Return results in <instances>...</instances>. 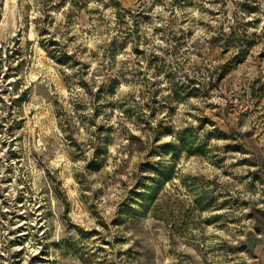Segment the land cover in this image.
<instances>
[{"label": "rangeland", "instance_id": "1", "mask_svg": "<svg viewBox=\"0 0 264 264\" xmlns=\"http://www.w3.org/2000/svg\"><path fill=\"white\" fill-rule=\"evenodd\" d=\"M264 0H0V264H264Z\"/></svg>", "mask_w": 264, "mask_h": 264}, {"label": "trees", "instance_id": "2", "mask_svg": "<svg viewBox=\"0 0 264 264\" xmlns=\"http://www.w3.org/2000/svg\"><path fill=\"white\" fill-rule=\"evenodd\" d=\"M260 214H262V215H263V214H264V211H263V212H261Z\"/></svg>", "mask_w": 264, "mask_h": 264}, {"label": "crops", "instance_id": "3", "mask_svg": "<svg viewBox=\"0 0 264 264\" xmlns=\"http://www.w3.org/2000/svg\"><path fill=\"white\" fill-rule=\"evenodd\" d=\"M264 215V214H263Z\"/></svg>", "mask_w": 264, "mask_h": 264}]
</instances>
